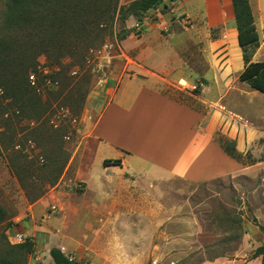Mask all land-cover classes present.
Returning a JSON list of instances; mask_svg holds the SVG:
<instances>
[{
	"label": "rangeland",
	"instance_id": "rangeland-1",
	"mask_svg": "<svg viewBox=\"0 0 264 264\" xmlns=\"http://www.w3.org/2000/svg\"><path fill=\"white\" fill-rule=\"evenodd\" d=\"M179 2L171 0L140 21L115 20L102 43L79 39L74 56L58 62L52 51L36 56V70L49 66L56 88H44L41 78L40 92L21 77L15 85L0 83V206L7 214L0 237L13 244L9 238L21 231L10 233L8 224L27 226L22 235L33 251L25 264H52L49 250L55 244L83 264H264V255L256 253L264 246V139L242 157L236 174L200 184L173 178L149 188L124 180L103 205L88 198L92 129L107 91L121 78L139 75L204 116L231 102L264 114V94L240 83L239 74L228 70L230 50L214 44L220 30L197 25ZM3 13L0 2V39H10ZM151 25L156 27L143 38ZM121 31L128 33L119 40ZM31 51L20 53V60L32 61L37 52ZM150 61L166 69L148 67ZM252 61L264 62V30ZM105 245L108 259L100 254Z\"/></svg>",
	"mask_w": 264,
	"mask_h": 264
},
{
	"label": "crops",
	"instance_id": "crops-1",
	"mask_svg": "<svg viewBox=\"0 0 264 264\" xmlns=\"http://www.w3.org/2000/svg\"><path fill=\"white\" fill-rule=\"evenodd\" d=\"M121 1L122 5L131 2ZM170 1L165 0L164 6ZM248 1L260 42L264 30V0ZM179 3L183 13L197 25L205 24L209 30H220L219 39L214 40V44L227 46L232 62L228 70L240 74L243 62L230 0H180ZM155 27L147 28L143 38L149 36V31ZM147 46L151 50V46ZM150 63L148 67L157 71L162 65ZM162 68L166 69L164 65ZM234 105L232 102L219 104L204 116L152 89L140 80L139 75L121 78L113 89L107 91V103L92 129L95 150L85 182L90 204L103 205L104 200L114 195L113 189H117L118 183L124 180L149 188L173 178L200 184L240 172L241 163L221 150L215 136L219 134L233 141L242 157L248 152L252 154L251 148L264 139L261 122L264 114L254 115L251 106L242 109ZM105 160H118L120 165L104 167ZM94 211L98 212L96 207ZM96 212L94 215H100L96 216L100 219H114L112 213L108 217L107 213ZM25 228L26 225L22 226L21 235L26 232ZM51 248L61 250L62 246L55 244ZM89 252L92 257L96 255L92 250ZM100 254L108 259L107 245L101 248Z\"/></svg>",
	"mask_w": 264,
	"mask_h": 264
},
{
	"label": "trees",
	"instance_id": "trees-1",
	"mask_svg": "<svg viewBox=\"0 0 264 264\" xmlns=\"http://www.w3.org/2000/svg\"><path fill=\"white\" fill-rule=\"evenodd\" d=\"M164 1L134 0L119 5V0H0L4 6L3 29L13 36L0 39V83L12 82L10 84L15 85L16 77L28 82V74L36 71V56L52 51V59L56 62L63 57L74 56V47L82 37L91 36L102 43L106 33L112 34L115 20L122 24L129 18L140 21L145 14L162 6ZM230 2L243 62L238 80L250 90L264 94V62L252 61L253 53L259 47V35L249 1ZM127 33L121 31L116 37L122 40ZM31 49L37 52L35 58L29 62L20 60V53L32 52ZM8 75L9 80L6 79ZM216 137L221 150L240 163L242 156L236 151L235 143L221 135ZM119 165L118 160L103 162L104 167ZM6 220L7 214L0 206V225ZM18 229L22 230L19 224H8L10 233L18 234ZM260 231L264 235V227H260ZM32 251L33 244L27 239L20 244H10L6 237H0V264H25L26 255ZM256 253L264 255V246ZM49 256L52 264H83L58 248H51Z\"/></svg>",
	"mask_w": 264,
	"mask_h": 264
},
{
	"label": "built area",
	"instance_id": "built-area-1",
	"mask_svg": "<svg viewBox=\"0 0 264 264\" xmlns=\"http://www.w3.org/2000/svg\"><path fill=\"white\" fill-rule=\"evenodd\" d=\"M51 75L52 69L49 68V66L38 68L35 72L28 74V84L31 88L35 89L37 92H40L42 87L39 86L38 79L41 78L43 80L44 88H56L58 84L52 80ZM9 240H11V243L13 244H20L23 243L26 238L23 235L18 234L9 238Z\"/></svg>",
	"mask_w": 264,
	"mask_h": 264
}]
</instances>
